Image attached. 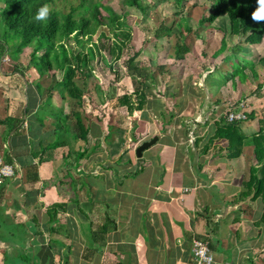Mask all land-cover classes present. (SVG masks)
Returning a JSON list of instances; mask_svg holds the SVG:
<instances>
[{
  "label": "crops",
  "instance_id": "obj_1",
  "mask_svg": "<svg viewBox=\"0 0 264 264\" xmlns=\"http://www.w3.org/2000/svg\"><path fill=\"white\" fill-rule=\"evenodd\" d=\"M212 30L211 35L221 32ZM204 34L203 42L214 46L199 52L208 64L190 50L182 59L183 76L156 78L146 91L131 128L140 142L150 136L157 140L137 161L124 149L132 140L126 137L130 128H112L106 138L111 126L103 124L101 136L91 124L101 136L96 135L99 150L90 141L92 151L76 168L65 165V146L46 151L38 162L33 154L53 134L50 118L41 127L32 115L39 103L37 83L47 86L50 79L0 78V118L18 102L29 106L17 130L6 134L7 126L0 124V155L4 159L8 151L14 166L0 195V264H194L195 238L207 242L213 264H264V198L252 199L253 191L243 194L250 168L257 165L253 146L229 157L227 141L210 138L215 122L232 107L254 111L255 118L241 122V129L246 135L258 131L264 85L256 92L255 78L245 85L225 78L234 44L215 56L222 36L217 41L203 39ZM242 46L233 51L236 61L253 60L251 45ZM192 57L203 78L187 74ZM215 65H224L227 73L208 74L205 68ZM34 173L37 180L31 182ZM30 188L39 192L26 202ZM55 203L61 206L51 218L48 209Z\"/></svg>",
  "mask_w": 264,
  "mask_h": 264
},
{
  "label": "trees",
  "instance_id": "obj_2",
  "mask_svg": "<svg viewBox=\"0 0 264 264\" xmlns=\"http://www.w3.org/2000/svg\"><path fill=\"white\" fill-rule=\"evenodd\" d=\"M124 1L129 6H137L138 4L137 0ZM175 1L176 5H181L180 12L176 13L182 16V3L185 0ZM54 2L55 0H0V64L3 65L1 57L7 56L13 64L14 71L22 78H27L25 72L32 68L40 80L48 81L50 79L47 86H44L40 81L37 83L40 92L39 103L32 115V120L44 127L46 125L45 118L46 120L50 118L51 120L47 123L51 126L52 140L46 145H41L38 152L33 155L37 156L38 162H40L46 151L65 146L68 149L64 163L65 165L68 164V170H70L76 168L80 164V159L92 151L88 149L91 141V125L84 123L82 112L85 110L83 109L85 97L90 100L93 99L96 88H99L98 78L95 80L93 68L90 67L94 48L89 45V42L93 40L96 32L99 30V35L102 37L95 43L97 53L100 56L99 67L100 69L104 67V65L101 66L103 62L107 66V71L114 75V78H109L106 83L107 92L102 91L101 98L98 97L101 106L99 119L104 117L106 112L109 113L110 117L113 115L112 111L117 109H125L129 114L142 109L147 100L146 91L151 87L150 84L156 81L157 76L153 72H148L147 68L141 65L139 57L141 51L134 50L131 42L132 32L126 28L124 15L116 12L110 6L101 4L100 1L79 0L78 4H75L70 11L65 13L55 9L53 7ZM209 2L211 12L206 18H201L199 23L213 24L220 16H225L228 21L227 27L218 24V22H216L218 25L215 23L213 26L223 33L220 46L214 53L215 56L226 49L228 39L232 41L234 36L240 38L238 42L230 46V50L234 51H240L244 44L257 45L263 41L264 24H255L250 19V14L256 7V0H209ZM43 4L51 5L53 11L47 21H36L34 18L36 11ZM195 5L196 1L193 0L192 4L186 8L185 16L190 15L191 8ZM172 30V25L161 23L154 30V39L158 41L164 38L170 42ZM187 31H190V27L187 28ZM77 40H80L79 50L76 49L75 45ZM26 47H31V51L28 54L27 65L23 66L22 53ZM153 48L158 52L162 48V44L155 42ZM190 50V45L187 42H175L173 57L176 61L182 60ZM260 59L263 60L264 57ZM254 62L253 59L244 66L238 63L241 71H245V67L252 70L256 80L255 89L257 92L262 89L264 82L259 80L261 76L257 72ZM55 68L61 71L60 78H56ZM166 68L167 64L157 65V71L161 74V78L169 77ZM182 68L184 67L182 66ZM122 75L129 77L132 89L120 90L115 86V83L121 80ZM246 78H250L248 74H246ZM104 80L107 79L104 78ZM103 84L105 85L102 81L101 87ZM54 91L62 100H70L71 114L66 113L62 106L54 104L52 98ZM75 102L83 110L80 108L74 110ZM28 110V105L24 108L23 103L18 102L12 113L10 112L4 118H0V124L6 125L8 128L6 134L13 128L18 129ZM118 117L120 116L118 115ZM254 118V111L246 113L245 120ZM243 121H228L225 113L215 122V130L210 138L225 139L227 141L226 152L229 157L240 155L245 145L253 146L257 165L250 168V176L244 183L246 191L243 194L246 196L253 191L252 199L264 198V115L259 119L258 131L249 135L243 133L241 129V122ZM117 122V124L115 123L116 128L126 129L121 122ZM113 125V123L112 125L109 124L111 127ZM110 135L111 131L105 137ZM72 140H74V145ZM79 140L83 144L78 145L77 143L78 146L75 147V142ZM98 144L99 142L93 145L94 149H98ZM3 160L12 164L13 159L8 151H5ZM36 174L34 173V179L31 182L37 180ZM3 180L0 183V195L3 189ZM38 192L34 188L28 189L25 194L26 202L30 200L31 194ZM58 205L60 204H52L48 209L51 218H55L57 213L55 208Z\"/></svg>",
  "mask_w": 264,
  "mask_h": 264
},
{
  "label": "rangeland",
  "instance_id": "obj_3",
  "mask_svg": "<svg viewBox=\"0 0 264 264\" xmlns=\"http://www.w3.org/2000/svg\"><path fill=\"white\" fill-rule=\"evenodd\" d=\"M94 1H100L101 4L110 6L113 8L116 12L124 15V22L126 24V28H129L132 32V44L134 46V50H140L141 55L139 56L141 59V65H143L145 68H147L148 72H153L157 76V80H161V74L158 73L157 71V65L161 64H167L166 71L167 73L169 72V77L168 78H179L183 76V68H182V60L176 61L173 57L174 52H173V45L175 42H187L190 45L191 52L198 58V60H201V63L204 61H208L205 59L202 60L200 58L199 52L202 50L210 52L214 46L213 44H209L207 41L203 42L202 38H200L199 34L202 32L205 34L203 35L206 38H216L218 41L219 37L222 36L221 32L215 31V34L211 35V32L213 31L212 29L214 28V24L218 22V24L227 27L228 26V21L226 20L227 18L225 16H220L219 18L216 19L215 23H205V24H200L199 21L202 20L203 18H206L209 13L211 12V5L209 0H194L196 1V5L191 8L190 15L185 16V12L187 13L186 8H188L193 0H185L183 4V15H179L176 12H180L181 8L180 6L176 5L175 0H137L138 4L137 6H129L124 0H94ZM79 0H55L53 7L63 13L68 12L71 10V7H74L75 4H78ZM202 18V19H201ZM164 23L166 25H172V36L170 39V42H167L166 39L161 38L158 41L154 39L153 33L154 30L161 24ZM217 24V23H216ZM217 24V25H218ZM190 27V31H187V28ZM220 27V26H219ZM206 29H209L205 31ZM102 37L99 35V30L96 32V34L93 37V40L89 42V45H91L94 48L93 51V59L90 63L91 69L93 68V75L95 80L98 78V86L99 88H96V91L94 92V98L93 99H88L85 97V104L83 109H81L78 105L77 102L74 103L73 107L74 110H78L79 108L83 110L82 112V119L85 124H92V126H95L97 130H99V134L102 136V130L101 127L104 126L106 127L107 125L112 123L114 124L112 127H107L105 128L106 131H111L112 128L118 129L115 126V123L117 124L121 122L123 126L127 128H130L128 133L126 134V137H132V140L127 143V147H125V151L129 156L133 157L134 160H139L135 156V148L141 143V140H138L137 133L135 134L133 132V128H131L132 123L137 120V114L138 111H134L132 114H129L125 109H117L112 111V114L109 117V113L106 112V115L104 117H101V119L98 118V116H101V111L100 105H99V98H101V92L104 91L106 93L108 90L107 89V81L109 78H114V75L110 74L107 71V66L103 62L101 63V66L104 65L100 69L99 67V59L100 56L97 53L98 51L96 50V41L101 40ZM233 41H230L228 39V45L234 44L240 40V38L237 36H234ZM156 40V41H155ZM79 42V43H78ZM155 42H159L162 44V48L160 51H155L153 48V44ZM76 49H80V40H77L75 42ZM249 49L251 50L250 52L252 53V59H254L255 63V68L257 72L260 74L261 78H264V59L261 60V57H264V39L261 43L257 45H251L249 46ZM31 51V47H26L23 50L22 53V61H23V66L27 65V60L29 58V52ZM227 51V50H226ZM234 50L230 51L228 54L227 60L232 61L231 64H228V73L224 72L225 71V66L222 65L220 67L214 68L213 66H209L205 69L209 70L208 74H211L214 78H221L222 75L226 74L225 78H233L234 81L236 79H239L241 81V84H246L247 78L246 74L249 75L250 78L253 77L252 70L249 67H245V71H241L240 64L244 66V64L248 63L250 58H239L240 64L238 61H236L235 58V52L233 53ZM237 52V51H236ZM195 57H192L191 63L185 64L190 70L187 74L190 75V78H203L201 77V69H198L197 62L199 63ZM195 61V62H194ZM242 61L244 63H242ZM1 62L2 66L0 68V78H17L16 76L18 75L14 71L13 64L11 61H9L7 56H2L1 57ZM120 62V61H119ZM119 62H116L117 64ZM239 64V65H238ZM185 68V67H184ZM203 68V67H202ZM248 68V69H247ZM259 68V71H258ZM101 70V72H100ZM216 71V73H213ZM54 72L56 73V78H60L61 76V71L57 68L54 69ZM121 73V71L119 70ZM26 73L27 78H37V74L32 70H28ZM103 73V74H102ZM119 73V75H120ZM206 73V72H205ZM204 73V74H205ZM187 74H185V77H187ZM202 74V76L204 75ZM219 76V77H218ZM107 79V80H104ZM206 78V77H205ZM211 78V77H210ZM121 79V80H120ZM120 81L115 83V86L119 88L120 90H130L132 89L131 82L128 76L122 75L120 77ZM105 83L103 84V87H101L100 83ZM160 83H158L159 85ZM97 86V85H96ZM234 87V86H233ZM106 91V92H105ZM56 92V91H55ZM55 105H60L63 107V109L68 110V114L70 113V109L72 107L70 100H62L57 93H55V98L53 100ZM245 102H248V104H251L250 100H245ZM249 107V105H248ZM118 115L120 117H118ZM168 117V116H167ZM187 117V116H186ZM194 118V116H190ZM157 119V118H156ZM160 119V118H159ZM165 120V117L163 118ZM89 125V126H90ZM98 132H93L92 127L90 131V138H91V144L99 142L100 140L99 137L101 136L98 134ZM108 133V132H107ZM96 135H99L97 137ZM129 135V136H127ZM152 136H150L151 139ZM94 140V141H93ZM149 140V139H148ZM93 141V142H92ZM79 144H83L81 140L75 142V147H77ZM72 144L74 145V140H72ZM98 144V145H99ZM97 145V146H98ZM99 149H97L98 151ZM101 157V156H100ZM126 165V164H125Z\"/></svg>",
  "mask_w": 264,
  "mask_h": 264
},
{
  "label": "built area",
  "instance_id": "obj_4",
  "mask_svg": "<svg viewBox=\"0 0 264 264\" xmlns=\"http://www.w3.org/2000/svg\"><path fill=\"white\" fill-rule=\"evenodd\" d=\"M228 121H243L246 119L245 110L232 107L226 112ZM14 166L4 162L3 157L0 155V183L4 178L13 176ZM191 252L194 259V264H213L214 258L209 250L207 242L202 239L195 238L192 240Z\"/></svg>",
  "mask_w": 264,
  "mask_h": 264
},
{
  "label": "clouds",
  "instance_id": "obj_5",
  "mask_svg": "<svg viewBox=\"0 0 264 264\" xmlns=\"http://www.w3.org/2000/svg\"><path fill=\"white\" fill-rule=\"evenodd\" d=\"M53 8L49 4L41 5L35 14L36 21H47ZM250 19L255 24H264V0H256V7L250 14Z\"/></svg>",
  "mask_w": 264,
  "mask_h": 264
},
{
  "label": "water",
  "instance_id": "obj_6",
  "mask_svg": "<svg viewBox=\"0 0 264 264\" xmlns=\"http://www.w3.org/2000/svg\"><path fill=\"white\" fill-rule=\"evenodd\" d=\"M157 140V136H153L149 140H145L141 142L136 148H135V156L140 158L142 156V152L146 150L148 147L153 145Z\"/></svg>",
  "mask_w": 264,
  "mask_h": 264
}]
</instances>
